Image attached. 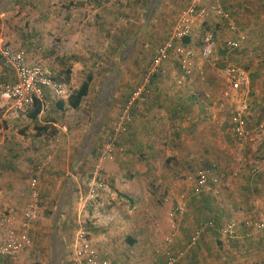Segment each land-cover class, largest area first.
Returning <instances> with one entry per match:
<instances>
[{"label":"crops","instance_id":"0c3cea01","mask_svg":"<svg viewBox=\"0 0 264 264\" xmlns=\"http://www.w3.org/2000/svg\"><path fill=\"white\" fill-rule=\"evenodd\" d=\"M67 1L0 0V51L4 46H9L16 51L25 52L27 61L30 64L42 66L46 73L53 77L54 81L64 85L66 91V96L57 97L53 94V91L48 90L46 99L43 102H36L27 111L17 112L8 109L4 114L3 124L0 128V139L3 143L2 153L0 154V208L15 207L20 210L24 208L30 199L31 181L38 178L39 186L37 190L40 193L42 212L40 221L35 224L37 226L34 229L32 228L31 233L36 237L50 234L46 239L48 241L54 232L58 234L63 242L60 264H63L64 261L65 264H69V246L75 233L74 227L73 236L65 237L63 235L62 228L65 227V222H60L61 218L69 216L73 212L75 213L76 208L78 217V196L80 192L86 193V187H84L85 190H82L81 187V185L85 186L84 176L83 178L78 176L76 174L78 172L75 171L78 168L83 170L85 165L89 162L94 163L95 159L97 161L99 149L96 140L101 138L104 128L109 125L113 110H118L116 116L120 114L122 107L135 90L144 69L139 62V55L136 54L134 59H131L134 64H129L127 71L122 73L119 71L121 75L117 73L119 86L108 94L107 87L110 85L112 74L115 73L107 77L100 75L102 77L97 78L98 74L94 75V72L87 70L88 61L94 59V38L87 39L86 36H83L82 17L85 16L82 15V11L86 6L89 8L87 10L91 11L89 4H92V0H86L88 3L84 7L77 0L72 1L74 3L68 7L66 5ZM221 1L223 7L220 6L223 10L230 13L235 19L237 30H231L227 23L221 19L222 23L218 27L217 34L219 46L211 61L213 66L222 69V74H224L226 63H232L231 60L239 63L238 66L248 73L251 81V94L247 98L249 105L248 118H250L252 112L257 114L258 110L264 109V0ZM167 6H169V0L162 8ZM242 35L247 38L246 43L239 50L228 53L225 50L226 43ZM190 36L187 37L189 42L191 41ZM125 47L122 52L119 50L121 58L130 56L131 49ZM234 54L236 57L232 58ZM113 70H107L104 76L114 72ZM169 73L164 71L152 81V96L146 104L136 106L133 112V124L128 133L122 137L121 142L127 156H132L134 160L141 163L144 161V165L141 164L143 167L136 164L129 165L130 171L135 170L143 173L147 170L145 167L156 158L155 154L146 150L148 146H144L143 143H140L138 148L134 147L137 146L140 137H144L154 130L151 123L155 126L161 116L166 121L181 118L183 112H185L184 109L190 106L187 102L184 103V100L190 99L191 103H194L195 106L192 111L202 105L203 99L209 105L213 101L211 99L212 91L218 90L216 87H219L215 85L216 87L212 88V82L215 78L208 74L209 77L204 84L207 86L206 90L192 80L189 81L188 86H186V82L183 85L185 87L182 89L178 87L179 89L175 90ZM117 74L115 75L117 76ZM136 74L138 75L135 81L134 76ZM180 75H183L181 68ZM89 77L92 81L88 96L84 99L80 108H70L68 105L69 97L76 93ZM101 80L103 81L101 82ZM15 82L14 71L5 65L0 55V83L13 84ZM225 85L224 89L226 91L223 92L231 90L228 84ZM96 91L99 92L98 96ZM197 92H200L202 96L201 102L198 101L200 97L196 95ZM108 99L105 122L103 120L101 126L97 129L94 140V110L101 108V105L104 106ZM194 101L197 103L195 104ZM87 106L92 112L90 119L87 116L84 118L83 114ZM112 131L113 127L110 131V137ZM51 132L56 134L53 138L56 141L50 146V148H54L55 161H52L50 167L42 173L38 171L39 165L30 166L28 161L30 160L29 157L44 152L47 139L52 137L49 136ZM144 149L148 155H145ZM48 153L50 151L46 154ZM148 156H151L150 160H147ZM123 160L125 161V159ZM113 162L114 160L106 163L105 169L103 168V176L105 180H109V184L106 183V191L101 194L97 201L90 203L83 213H86L85 211H88L89 207L99 203L101 199L109 201L123 198L135 203L136 198H140L137 192L141 187H144V181L137 180V175H134V179L130 175L128 180H124L122 172L126 170L127 165L122 163L116 165ZM119 162H122V160H119ZM254 166H260V171L256 175L252 176L249 173L250 177L245 181H241L240 185H237L238 189L235 187L234 196H226L225 194L228 199V206L223 204L222 207L218 206L213 199L208 197L207 194L217 192L218 188L214 186H211L209 190L201 195L203 197L201 201H198L199 198H197L200 196L194 195L193 202H186L185 205L189 207L187 211H191L194 218L199 219V221L197 220L198 224L195 228L192 227V231L181 229L171 245L165 243V238L169 235V232L165 235L161 246L155 247V239L153 238L146 242L143 241L141 239L142 234H140V232H144L142 227L138 230V237L133 235V231L132 236L125 238V242L130 247L137 249L138 254L135 257L130 256V259L127 258L126 260L124 258L120 263V260H116L115 257L113 259L109 255L106 256L113 264H168L165 252L170 251L174 255L182 254L176 264H227V259L231 261L230 264H264V230L255 231L244 226L246 219H264V163H258ZM71 169L74 174L69 172ZM64 173H66V176H71L69 181H63L62 175ZM120 178L123 179L120 180ZM205 212L213 216L205 219L201 218ZM232 215L240 217V220H229ZM47 217H52V225L49 229L45 228L49 224L45 222L48 219ZM183 220L184 218L181 216L179 226H186L187 224L191 226L190 220L182 224ZM209 220L216 221L218 225L236 222L239 227L238 233L234 238H227L222 237L215 229L209 230L196 248H188L195 229L201 222ZM212 235H218V241L215 245L213 244ZM91 236L94 241V225H91ZM50 243L52 242L50 241ZM110 244L112 251L118 248V243L112 241ZM150 250H153L154 257L151 256ZM28 251L30 250L23 252L15 259L0 256V264H19L18 260L22 259V255L28 253ZM211 251L218 252L219 255H213ZM20 264L22 263L20 262Z\"/></svg>","mask_w":264,"mask_h":264},{"label":"rangeland","instance_id":"374dc122","mask_svg":"<svg viewBox=\"0 0 264 264\" xmlns=\"http://www.w3.org/2000/svg\"><path fill=\"white\" fill-rule=\"evenodd\" d=\"M72 1L74 0L70 2L68 0L66 5L70 7L74 3ZM192 1L193 0H169V6L158 9L154 17L147 21L148 10L146 7L148 0H92V4H89L91 11L87 10L89 9L87 6V8L85 7L82 11V15L85 16L82 17L83 36H86L87 39L90 37L94 38V59L88 61L87 70L94 72V75L98 74L97 78H101L102 76L107 77L112 73L121 75L119 71H121V73L127 71L128 66H130L129 64H134L131 62V59H134V56L138 54L139 62L144 68L137 86L140 85L145 78L151 63L150 61L154 57L157 49L162 43L169 39L180 12L190 6ZM77 2L82 3L83 7L88 3L86 0H77ZM166 2L167 0H162V6L165 5ZM218 4L223 7L222 1H219ZM221 23V19L215 15H210V17L204 21H198L190 36L191 41L189 43L184 42V45L193 53V58L192 76L190 79H186L183 85L187 82L186 86H188L189 81L192 80L194 83L197 82L198 86H202V88L205 89L207 86L204 84L209 74L211 77L215 78L214 82H212V88L216 87L215 85L219 86L216 87L218 90L212 91L213 95H211V99L213 101L209 103V105L205 99H203L204 103L201 102L202 96L200 92H197L196 95L200 97L198 101H200L202 105L196 108L195 111H192L194 110L192 109L195 106L194 103H191L190 99L184 100V103L187 102L190 106L184 109L185 112L182 110L183 115L181 118L170 121L167 119L168 121H166L165 118L163 119L161 116L160 120L155 123V126L151 123L154 130L144 137H140L141 139L138 140L139 144L137 143V146H134L138 148L140 143H143L144 146H148L146 150H149L156 156L155 160L145 167L147 170L143 173L135 170L130 171L129 165H144V161L141 163L138 160H134V157L127 156L124 145L120 142L119 146L122 150L116 152L113 164L118 165L122 163L127 165L126 170L122 172L124 180H128L130 175L133 176L132 179H134V175H137V180L144 181V187H141L137 192L140 198H136L137 200L135 203L123 198L109 201H103V199L100 198L101 200L99 203L89 207L88 211L83 213V216L86 217L90 224L92 222L91 225H94V242L96 246L101 249L104 255H109L113 259L116 258V260H120V263H122L124 258L125 260L127 258L130 259V256L135 257L138 254L137 249L130 247V245L125 242V238L132 236L133 231V235H137L135 237H138V230L142 227L144 232H140V234H142L141 239L143 241L146 242L150 238H153L155 239V247L163 245L165 235L168 234V232L170 233V221L173 218L172 215L177 206L183 208L182 214L176 218L177 223L180 224L179 218L182 216L184 218L182 224L186 223L185 221L187 220H190L191 224V226L189 224L186 226H179L177 233H179L181 229H190L192 231V227L195 228L197 226V220L199 221V219L194 218L191 211H187L189 207H187L185 203L189 201L193 202L196 196L193 194V189L200 171L206 168H212L213 166L216 167V174L220 177V184L222 185L217 187V192L207 195L210 199H213L214 203L216 202L218 206L222 207V204L226 206L229 205L225 194L226 196H234L235 187L238 189L237 185H240L241 181H245L250 177L249 173L252 166L258 163H264V145L260 149L254 151L247 145L238 141L235 136L233 117L240 108L241 101L239 96L231 90L223 92L227 82L225 74H222V69L213 66L212 61H203L200 58L199 52L204 35L206 33H213L216 39H218V27ZM125 46L131 49L130 56L121 58L122 56L119 54V50L122 52ZM109 56L111 57L109 58ZM235 57L234 54L232 58ZM231 61L233 64L239 65V63L234 60ZM179 66V59L176 56H172L171 60L165 63L162 68L166 73L170 72V80L175 90L180 87L181 89L185 87L177 84L178 79L182 77L180 75ZM135 67H137V65H135ZM109 69H114V72L104 76L105 72ZM115 74H112L110 85L107 87L108 94L119 86L118 74L117 76ZM137 75L138 74L134 76L135 81ZM102 81L103 80H101V82ZM96 93L98 96L99 92L96 91ZM108 101L109 99L106 100L104 106L101 105V108L94 110V140L97 129L101 126L103 120L105 122ZM196 103L197 102H195V104ZM116 113H118V110L114 109L110 115L111 120L109 125H106L104 128L101 133V138L96 140L98 149H100L110 137V131L117 118ZM253 113L254 112L251 113L249 118L250 126H256L258 120L264 117V109L261 108L258 110L257 114ZM83 114L85 116L84 118H86V116L88 119L91 118L92 112L88 106ZM55 135L56 134L52 132L50 133L49 136L52 137L47 139L43 153L29 157L30 160L28 164L30 166L40 165L46 161L49 156L52 157L49 165H51L52 161H55V157L53 156L54 148H50L54 141H56V139H53ZM130 147H132V145H130ZM146 150L145 155H148ZM48 151H50V153L46 154ZM150 157L151 156H148L147 160H150ZM123 159H125V161ZM119 160H122V162H119ZM105 164L102 166L104 169ZM95 165L96 159L94 163L89 162L85 165L83 170L78 168L75 172H78L76 174L82 178L84 176L83 181L86 182L91 176L90 173ZM150 165L151 167H149ZM69 172L73 173L74 171L71 169ZM62 178H64L63 181H69L71 176H66V173H64ZM103 178L105 180L104 176ZM122 179L120 178V180ZM105 181L109 184L108 179ZM81 187L82 190H85V186L81 185ZM198 196H200L197 197L199 198L198 201H201L203 197L201 195ZM76 212L77 208L75 213L71 212L72 214L69 216L61 218L60 222H65V227L62 228V233L65 237L73 236L72 233L75 227V220H78ZM212 216V214H207V212H205L204 216L201 218L205 219L206 217ZM47 218L49 220L47 219L45 222L49 224L45 228L49 229L50 225H52V217ZM239 218L238 216L235 217V215H232L229 220L237 221L240 220ZM49 235L50 234L38 235V237H36V245L30 249L28 253L22 255V259L18 260L19 264L20 262L22 264H45L49 259V241L46 240ZM212 240L215 245L216 241H218V235H212ZM112 241L118 243V248H115V251H112L110 244ZM152 251L153 250H150V254L154 257ZM211 252L213 255H219L218 252ZM226 262L227 264L231 263L228 259Z\"/></svg>","mask_w":264,"mask_h":264},{"label":"built area","instance_id":"2783aa9c","mask_svg":"<svg viewBox=\"0 0 264 264\" xmlns=\"http://www.w3.org/2000/svg\"><path fill=\"white\" fill-rule=\"evenodd\" d=\"M221 0H193L192 4L182 10L170 33V37L157 49L143 82L138 85L127 99L117 116L112 136L100 147L96 165L91 176L86 180V193L80 192L78 196V220L74 238L69 246V264H113L96 246L91 236L90 222L83 216V211L90 203L97 199L107 189L103 178V164L111 161L120 149L122 137L126 135L134 121V109L137 105L146 104L152 96V81L162 74L163 65L169 62L172 56L179 59L182 77L178 80L179 86L192 75L193 53L184 45L198 21H204L215 15L227 23L233 31L237 30V23L230 13L223 10L218 4ZM247 38L242 35L235 40L228 41L225 50L228 53L239 50ZM218 41L213 33H206L202 40L200 58L203 61H211L218 49ZM0 55L7 67L15 73L16 82L13 84L0 83V128L3 124L4 114L8 109L17 112H25L38 102H43L47 97V91L51 90L57 97L66 96L64 85L54 81L40 65H32L27 61L25 52L16 51L9 46H4ZM225 79L230 89L235 92L241 101L240 108L233 117V129L236 138L252 150H258L264 145V120L256 125H249V105L247 98L251 94V81L248 73L240 66L226 63L224 70ZM2 141L0 139V154L2 153ZM51 156L38 166V171L45 172L50 164ZM216 167L206 168L197 176L193 194H204L211 186L219 187L221 180L216 174ZM260 166L250 169V174L256 175ZM32 191L30 199L25 207L0 208V256L15 259L32 246L31 230L39 221L42 212L40 193L37 190L39 179L31 181ZM183 212V208L177 206L170 221V233L165 238L166 245H171L177 236L179 224L176 218ZM244 226L255 231L264 230V219H246ZM215 229L222 237L234 238L239 230L236 222H228L218 225L216 221L201 222L195 229L188 248H196L205 233ZM168 264H176L182 254L174 255L170 251L165 252Z\"/></svg>","mask_w":264,"mask_h":264},{"label":"trees","instance_id":"16d2710c","mask_svg":"<svg viewBox=\"0 0 264 264\" xmlns=\"http://www.w3.org/2000/svg\"><path fill=\"white\" fill-rule=\"evenodd\" d=\"M161 1L162 0H157V1H155V0H148L147 7H146V9L148 10V12H147V21H149L150 19H152L154 17V15H155L156 11L162 7ZM184 42L185 43H188L189 42V39L186 38ZM91 81H92L91 80V77H89L87 79V81H85L83 83V85L81 86V88L76 93H73L69 97L68 105H69L70 108H72V109H78V108H80V106L83 103L84 99L89 94ZM262 119L263 118L259 119V121L256 123V125L260 124L261 121H262ZM53 235H57L56 232H54L52 234V236Z\"/></svg>","mask_w":264,"mask_h":264},{"label":"flooded vegetation","instance_id":"af4514ba","mask_svg":"<svg viewBox=\"0 0 264 264\" xmlns=\"http://www.w3.org/2000/svg\"><path fill=\"white\" fill-rule=\"evenodd\" d=\"M39 221H37L36 223H38ZM35 224L32 227L33 229H34V227L37 226ZM76 227H77V220H75V229H76ZM30 234H31V241H32V244H31L32 247L30 249H32L36 245L37 239H36V236L32 235V233H30ZM50 241L52 243H50ZM62 244H63V242L60 240V237H58V234L53 235L51 237V239L49 240V259L45 264H60L61 263V261H62V256H61ZM30 249H28V250H30ZM64 262H63V264H65Z\"/></svg>","mask_w":264,"mask_h":264}]
</instances>
